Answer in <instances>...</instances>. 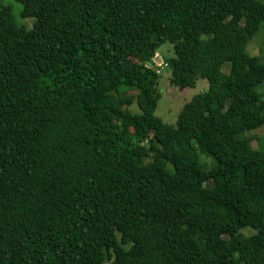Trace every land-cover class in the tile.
Returning a JSON list of instances; mask_svg holds the SVG:
<instances>
[{
	"label": "trees",
	"instance_id": "16d2710c",
	"mask_svg": "<svg viewBox=\"0 0 264 264\" xmlns=\"http://www.w3.org/2000/svg\"><path fill=\"white\" fill-rule=\"evenodd\" d=\"M13 1L34 22L0 0V264H264L243 136L264 129V0ZM165 44L172 86L208 84L176 126L154 115Z\"/></svg>",
	"mask_w": 264,
	"mask_h": 264
},
{
	"label": "rangeland",
	"instance_id": "374dc122",
	"mask_svg": "<svg viewBox=\"0 0 264 264\" xmlns=\"http://www.w3.org/2000/svg\"><path fill=\"white\" fill-rule=\"evenodd\" d=\"M2 4L10 7L12 15L18 26H22L26 30H29L34 20L32 18L21 19L19 17L20 5L13 0H2ZM159 54L165 59H169L173 56L171 45L165 44L158 49ZM245 53L248 56L256 57L259 63H264V25L260 24L256 33L247 42L245 46ZM229 64L224 63L220 72L224 75L227 74ZM170 71L165 68L158 76L156 91L159 95V100L156 103L154 115L158 117L164 124L176 126L178 123V113L183 108L184 104L189 99L199 93L206 91L207 82L203 79H196L192 88H186L183 90L172 86L169 83ZM256 92L264 96V82L256 87ZM127 94L133 95L134 92L127 91ZM264 99V97H263ZM131 113H137V108L134 104L128 107ZM244 137L249 139V146L251 149L264 148V129L258 127L256 129L245 132ZM240 234L243 236H249L254 231L249 228L241 229Z\"/></svg>",
	"mask_w": 264,
	"mask_h": 264
},
{
	"label": "built area",
	"instance_id": "2783aa9c",
	"mask_svg": "<svg viewBox=\"0 0 264 264\" xmlns=\"http://www.w3.org/2000/svg\"><path fill=\"white\" fill-rule=\"evenodd\" d=\"M149 68L152 69L157 76H159L161 71L167 68V64L164 58L156 52L150 59Z\"/></svg>",
	"mask_w": 264,
	"mask_h": 264
}]
</instances>
